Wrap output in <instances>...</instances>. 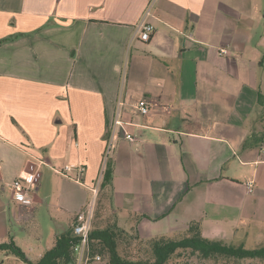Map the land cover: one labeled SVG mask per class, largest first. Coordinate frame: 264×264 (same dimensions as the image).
<instances>
[{
    "label": "crops",
    "instance_id": "0c3cea01",
    "mask_svg": "<svg viewBox=\"0 0 264 264\" xmlns=\"http://www.w3.org/2000/svg\"><path fill=\"white\" fill-rule=\"evenodd\" d=\"M261 94L264 0H0V244L14 223L48 218L46 246L26 254L37 262L72 230L99 195L119 118L112 224L168 235L198 222L209 240L263 247ZM29 162L43 164L23 206L11 185Z\"/></svg>",
    "mask_w": 264,
    "mask_h": 264
},
{
    "label": "trees",
    "instance_id": "16d2710c",
    "mask_svg": "<svg viewBox=\"0 0 264 264\" xmlns=\"http://www.w3.org/2000/svg\"><path fill=\"white\" fill-rule=\"evenodd\" d=\"M258 102L263 107L264 113V95L259 96ZM261 137L263 136L252 134L247 145L259 143L262 140ZM112 178V164L108 162L101 182V191L111 186ZM187 231L188 236L180 240H170L164 237L150 240L149 252L151 257L131 259L127 257L129 247L131 249L133 242H142L139 237L131 236L116 224L99 228L93 222L89 241L90 254L108 258V264H174V259L180 257L183 252L215 262L227 259L240 264L244 260H264V246L257 249H247L244 246H233L223 241L209 240L203 236L201 224L198 222L192 223ZM75 242L72 230L58 235L54 246L46 250L42 257L34 262L16 245L14 238L10 237L8 242L0 244V253L6 252L26 264H75L76 256L73 249ZM119 245L124 248L126 255L119 252Z\"/></svg>",
    "mask_w": 264,
    "mask_h": 264
},
{
    "label": "rangeland",
    "instance_id": "374dc122",
    "mask_svg": "<svg viewBox=\"0 0 264 264\" xmlns=\"http://www.w3.org/2000/svg\"><path fill=\"white\" fill-rule=\"evenodd\" d=\"M110 153L111 151L110 152L108 151V153L105 156V163L103 164L104 169L107 166V162H109L110 160ZM98 190L100 191V193L95 199L94 204H92L91 207L88 208L87 212L94 213L95 217L97 218V221L100 219L102 220L101 221L102 224L100 227L106 228L109 224H112L111 222L112 218H115V207L112 205L109 189L106 188L103 191H101V183H100ZM51 223L52 222L48 218L39 221H35V220L28 221V223L25 224L14 223L10 228L13 238H15L16 245L25 254H30L34 258H37L38 253L32 252V248H36V246H40V245H43V247L46 246L45 243L47 242L49 233L51 232L52 229ZM23 228H24V232H23ZM42 228H44L43 231L41 230ZM156 229H160V228L156 227ZM135 230L137 231L136 233L142 242H138V241L133 242L131 244L132 245L131 249L129 247L127 257L131 259H139V258L147 259L151 257V253L149 252L150 240H155L162 237L170 240H180L188 236V231H187L188 229L184 231L170 233L168 235H158L159 233H157L156 235H147V233H145V229H143V231L141 230L140 233L138 227ZM129 234L131 236L138 237L137 235H134L132 232ZM139 234H141V236ZM41 240L42 243H40ZM119 246H120L119 252L120 253L122 252L124 255H126V252H124V248L123 247L121 248V245ZM248 246L249 247L247 249L259 248L254 244H250ZM173 262L174 264H238L233 260H227V259H221L219 262L203 260L197 256H191L189 253L186 252H183L182 255L174 259ZM0 264H26V263L13 255L7 254L6 252H2L0 253ZM91 264H108V258L102 257V260L100 262H92ZM240 264H264V260L262 261L244 260L240 262Z\"/></svg>",
    "mask_w": 264,
    "mask_h": 264
},
{
    "label": "built area",
    "instance_id": "2783aa9c",
    "mask_svg": "<svg viewBox=\"0 0 264 264\" xmlns=\"http://www.w3.org/2000/svg\"><path fill=\"white\" fill-rule=\"evenodd\" d=\"M155 31V27L152 24L143 22L138 27V38L142 42H149ZM221 53L228 54L226 49H221ZM137 110L144 116H150L152 114V105L146 100L142 99L136 103ZM123 122L117 118L110 128V143L109 152L113 147L114 141L118 137L117 128L123 127ZM126 138L132 143H139L140 140L132 134L126 133ZM43 163L29 162L26 169L21 171L17 178L13 181L11 187L15 198L23 206H31L35 201L36 185L41 176L40 167ZM72 170V166L66 165L63 170H56L58 174L67 176V173ZM85 171L84 167H80L79 173L82 175ZM78 181L80 179L78 178ZM92 213L81 212L77 215L72 225V235L76 240L74 244V253L76 256L75 264H91L92 262H100L102 257L100 255L92 256L90 254V233L92 230Z\"/></svg>",
    "mask_w": 264,
    "mask_h": 264
}]
</instances>
